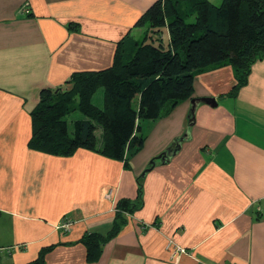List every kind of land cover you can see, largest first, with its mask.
<instances>
[{"label": "crops", "instance_id": "crops-1", "mask_svg": "<svg viewBox=\"0 0 264 264\" xmlns=\"http://www.w3.org/2000/svg\"><path fill=\"white\" fill-rule=\"evenodd\" d=\"M156 1L0 0V264H27L44 249L42 264H264V54L235 96L230 65L196 72L188 99L139 120L144 140L126 151L128 168L84 148L27 146L40 91H68L75 73L110 67L120 43L144 37L139 20ZM152 36L169 42L166 27ZM103 95L92 96L98 108ZM204 97L216 104L196 106L188 138L160 161L187 128L190 100ZM115 221L118 233L88 261L82 240Z\"/></svg>", "mask_w": 264, "mask_h": 264}, {"label": "trees", "instance_id": "trees-1", "mask_svg": "<svg viewBox=\"0 0 264 264\" xmlns=\"http://www.w3.org/2000/svg\"><path fill=\"white\" fill-rule=\"evenodd\" d=\"M139 23L146 24V32L133 43L129 59H124L120 43L110 67L75 73L68 91H40L30 112L29 149L69 156L84 148L121 160L128 168L126 151H137L144 140L139 120L156 121L165 102L175 105L188 99L196 72L230 65L236 84L229 95L235 96L252 64L264 54V0H222L218 6L208 0H157ZM164 27L169 34L166 45L152 36ZM100 87L102 108L92 103ZM74 111L86 119L74 120L70 128L66 117ZM118 231L115 221L107 235H87L82 242L88 261L96 259L100 245ZM46 250L27 264H42Z\"/></svg>", "mask_w": 264, "mask_h": 264}, {"label": "water", "instance_id": "water-1", "mask_svg": "<svg viewBox=\"0 0 264 264\" xmlns=\"http://www.w3.org/2000/svg\"><path fill=\"white\" fill-rule=\"evenodd\" d=\"M204 102L207 103L211 106H214L216 104L215 99L211 97H204V98H192L190 100V111L188 115V125L185 130V132L176 138L167 148L164 150L161 154L157 156L160 161L165 162L170 159L171 155L174 154L180 147L181 142L188 138L189 134V127L193 124L194 122V111L196 109V106L200 103ZM155 162L154 160L150 161V165H153ZM145 172H142V175H144Z\"/></svg>", "mask_w": 264, "mask_h": 264}, {"label": "rangeland", "instance_id": "rangeland-1", "mask_svg": "<svg viewBox=\"0 0 264 264\" xmlns=\"http://www.w3.org/2000/svg\"><path fill=\"white\" fill-rule=\"evenodd\" d=\"M178 5H179L180 8L183 6L182 5V2H179ZM182 11H183V9H182ZM133 43L134 42L128 43L127 41H124V42L121 43V46H122V54H123V57H124L125 60L126 59H129L132 56V54H133V52H132ZM101 100H102V92H101V89H100V91H98L96 93V95L93 97V102L96 105L101 106L102 105ZM83 118H85L84 115L81 114L78 111H74L73 113H71L70 115H68L66 117L67 122H68L70 128L72 126V124H71L72 123V120L83 119Z\"/></svg>", "mask_w": 264, "mask_h": 264}, {"label": "built area", "instance_id": "built-area-1", "mask_svg": "<svg viewBox=\"0 0 264 264\" xmlns=\"http://www.w3.org/2000/svg\"><path fill=\"white\" fill-rule=\"evenodd\" d=\"M26 12H27V10H26ZM112 193H113V190H111V189L107 190V192H106V194H105V197H106V198H110V197L112 196ZM142 227L144 228L145 226H142ZM166 247H167L168 249H172L173 252L176 253V254H181V253L186 252L183 248H181V247L175 245L172 241H168Z\"/></svg>", "mask_w": 264, "mask_h": 264}]
</instances>
